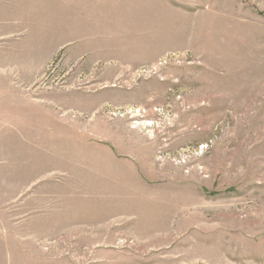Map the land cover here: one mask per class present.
<instances>
[{"label":"rangeland","instance_id":"1","mask_svg":"<svg viewBox=\"0 0 264 264\" xmlns=\"http://www.w3.org/2000/svg\"><path fill=\"white\" fill-rule=\"evenodd\" d=\"M154 3L0 39V264H264V0Z\"/></svg>","mask_w":264,"mask_h":264},{"label":"crops","instance_id":"2","mask_svg":"<svg viewBox=\"0 0 264 264\" xmlns=\"http://www.w3.org/2000/svg\"><path fill=\"white\" fill-rule=\"evenodd\" d=\"M98 1V0H89ZM157 0H123L118 1L119 6L109 9H87L84 0H0V39L4 35L20 34L19 30L31 29L30 40L23 41L18 49L12 47V54L21 52V60L34 62L38 60L37 52L43 51L45 45L57 48L67 36L70 38L80 37L84 34L83 29L90 35H95V30L112 32L116 28V20L120 17L116 11L124 12L123 18H130L131 11L136 13L135 8H140L144 14L155 12ZM174 0H168L171 4ZM117 8V10H116ZM125 10V11H124ZM115 14L117 19L115 20ZM104 33V32H102ZM16 49V50H15ZM54 51V50H53ZM108 56V54H106ZM33 65V63H31ZM31 67H24V71L30 72ZM10 168V175L17 173Z\"/></svg>","mask_w":264,"mask_h":264}]
</instances>
